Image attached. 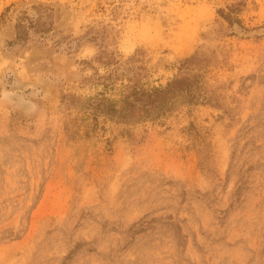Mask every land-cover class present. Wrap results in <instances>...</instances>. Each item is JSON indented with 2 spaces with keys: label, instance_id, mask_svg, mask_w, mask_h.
Masks as SVG:
<instances>
[{
  "label": "rangeland",
  "instance_id": "obj_1",
  "mask_svg": "<svg viewBox=\"0 0 264 264\" xmlns=\"http://www.w3.org/2000/svg\"><path fill=\"white\" fill-rule=\"evenodd\" d=\"M0 264H264V0H0Z\"/></svg>",
  "mask_w": 264,
  "mask_h": 264
},
{
  "label": "trees",
  "instance_id": "obj_2",
  "mask_svg": "<svg viewBox=\"0 0 264 264\" xmlns=\"http://www.w3.org/2000/svg\"><path fill=\"white\" fill-rule=\"evenodd\" d=\"M239 3H233L224 9H220V14L228 21L233 22L235 13L239 10ZM201 60L203 59L199 55L193 54L181 62L180 69L184 72H192ZM110 62L108 61V64ZM198 88H200L198 72L181 74L163 87L147 89L138 83L128 85L127 93L119 104L103 96L90 98L89 106L95 113L98 112L111 118L128 121L165 113L173 109L181 99L184 101L199 100Z\"/></svg>",
  "mask_w": 264,
  "mask_h": 264
}]
</instances>
